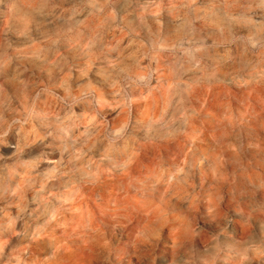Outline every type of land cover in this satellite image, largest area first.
Returning a JSON list of instances; mask_svg holds the SVG:
<instances>
[{
  "label": "clouds",
  "instance_id": "1",
  "mask_svg": "<svg viewBox=\"0 0 264 264\" xmlns=\"http://www.w3.org/2000/svg\"><path fill=\"white\" fill-rule=\"evenodd\" d=\"M0 264H264V0H0Z\"/></svg>",
  "mask_w": 264,
  "mask_h": 264
}]
</instances>
